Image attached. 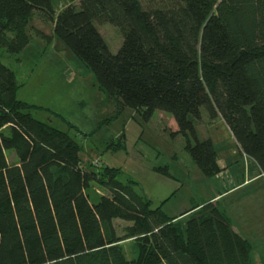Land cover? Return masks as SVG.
<instances>
[{
  "label": "trees",
  "instance_id": "16d2710c",
  "mask_svg": "<svg viewBox=\"0 0 264 264\" xmlns=\"http://www.w3.org/2000/svg\"><path fill=\"white\" fill-rule=\"evenodd\" d=\"M69 1L57 14L51 0H0V48L24 52L40 11L120 110L146 123L157 111L171 115L206 177L223 170L213 141L197 137L202 108L223 119L264 175V0ZM102 20L123 34L117 55L96 27ZM19 88L0 61V264H254L253 245L218 202L192 208L185 221L152 208L116 170L84 166L82 146L36 120ZM93 185L108 191L98 204ZM116 220L132 224L125 240ZM127 240L139 247L132 261Z\"/></svg>",
  "mask_w": 264,
  "mask_h": 264
},
{
  "label": "rangeland",
  "instance_id": "374dc122",
  "mask_svg": "<svg viewBox=\"0 0 264 264\" xmlns=\"http://www.w3.org/2000/svg\"><path fill=\"white\" fill-rule=\"evenodd\" d=\"M51 1L57 14L73 4ZM74 4L79 8L78 2ZM96 27L111 53L117 55L124 44L121 30L103 20ZM28 34L30 45L21 54L11 55L0 48V61L17 75V100L37 107L31 111L36 120L68 133L81 145L84 166L92 165L93 171L116 170L119 181L137 183V192L152 202V208L161 207L170 218L180 217L208 204L216 193L243 183L248 164L257 166L241 155L223 119H212L202 108L197 137L214 142L217 161L227 168L214 178L206 177L188 153L187 139L178 133L171 115L157 111L146 123L139 111L120 110L118 101L101 87L91 69L55 35L54 24L44 13L35 12ZM9 159L15 160L12 154ZM88 195L92 204H98L108 191L93 185ZM219 209L233 229L253 245L254 264H264V179L222 197ZM114 224L125 240L132 224L121 220ZM123 249L129 261L137 259L136 242H123Z\"/></svg>",
  "mask_w": 264,
  "mask_h": 264
},
{
  "label": "crops",
  "instance_id": "0c3cea01",
  "mask_svg": "<svg viewBox=\"0 0 264 264\" xmlns=\"http://www.w3.org/2000/svg\"><path fill=\"white\" fill-rule=\"evenodd\" d=\"M237 147L239 149L238 144H237ZM239 152L241 153L240 149H239ZM241 155H243V154L241 153ZM243 157L248 158L245 155H243ZM249 160L252 161L251 159H249ZM252 162L255 163L254 161H252ZM218 164H219V161H218ZM219 166L221 167V169L223 171L227 169L226 167H222L220 164H219ZM262 179H264V175L261 173L259 167L258 166H253L251 164H248L247 179L245 178L244 181H243V183H240V184H238V185H236V186H234V187H232L230 189H227L223 193H216L217 195H215V197L212 198L209 203H216V202H218V206H219V202L221 201V198L222 197L228 196V195H230L232 193L234 194L236 191H238V189L240 190V188H242V187H249V186H251V185H253V184L257 183V182H260ZM182 215L180 217H177V219L182 218ZM186 216H188V215H186Z\"/></svg>",
  "mask_w": 264,
  "mask_h": 264
}]
</instances>
